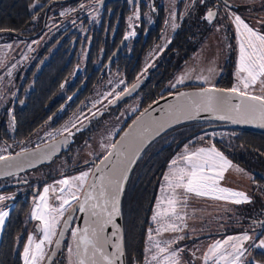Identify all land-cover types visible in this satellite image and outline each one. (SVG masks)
Listing matches in <instances>:
<instances>
[{"label": "rangeland", "instance_id": "374dc122", "mask_svg": "<svg viewBox=\"0 0 264 264\" xmlns=\"http://www.w3.org/2000/svg\"><path fill=\"white\" fill-rule=\"evenodd\" d=\"M221 1H225L226 4L221 2L220 11L217 12L216 19L211 21V23L208 21L206 32L202 33L199 39L196 38L192 41L196 51L191 54L184 64L181 63L178 71L170 75L167 84L163 87L164 91L178 92L192 88L218 87V81L222 75L225 76L224 84L222 85L223 87L218 88L229 89L238 83L236 70L239 61V50L233 23L234 16H240L251 27L264 33V23H261L264 21V0ZM172 18L170 14L169 19ZM44 44L45 37L43 34L39 38H32L31 40L8 35L0 36V123L2 122L1 113L9 107H13L18 102L19 96L26 97L31 90L30 85H26V87L24 85L28 82L29 71L34 67L35 58ZM42 62L43 60L37 64V68L40 67L39 65ZM180 77L184 78V82L177 84L176 81ZM205 78H207L208 83H205ZM174 84L175 87H172ZM119 92L120 90L117 89L94 90L89 102H85L80 106L77 114L71 115L59 128L54 130L49 127L41 128L23 145V147L33 146L63 135L68 130H71L78 121L81 122L80 120L84 119L87 114H92L96 111L93 116L80 124L82 127L81 136L79 135L80 138L75 140V143L71 145L72 147L64 150L62 154L56 155L47 163L8 178L0 184V187L3 185L2 188H10L9 192L1 193L0 195L6 198L11 197V199L0 201V211L9 213L11 207L3 206L4 203L8 200L13 201L21 193L29 203L23 223L28 235L25 244L30 235L35 240L43 238V233L40 230L42 227L40 221L32 217L36 205L42 203L39 200V196L44 195L43 189L45 187L50 189L47 194L48 203L58 206L59 200L57 197L61 195L58 191L61 185L58 182L65 178L71 179L79 176L84 171L90 172L87 167H80L77 172L75 169L80 164L92 162L103 157L115 141L114 138L124 122L137 112V103H129L127 105V103L117 102L115 97L118 96ZM254 94L261 95L264 93L257 86ZM110 101L112 102L110 103ZM65 106L63 105L61 110ZM3 121L7 122V120ZM7 125L9 127V124ZM179 132L176 133L178 134ZM227 135H229L227 132L221 130L202 132L180 144L173 151L155 195L148 231L170 222L167 217L160 218L159 222H154L151 218L156 211L167 207L166 202L161 204V209H157L156 205L158 201H161L167 195V192L161 191V187L165 185L163 177L168 174V166L171 161L184 154L186 149L189 152H193L202 147H213L215 146L213 140L218 139L226 143L229 141ZM174 140L175 137L172 138L171 134L167 137L156 139L148 146L146 152L149 154L157 151ZM9 147V144L6 145L0 141V155L9 153ZM215 148L218 149L216 146ZM221 153L231 162L232 168L226 171L220 186L244 192L250 197L251 202L237 205L227 200L189 196L187 204L183 208L178 207V211L184 219L181 221L173 217L171 220V222L179 226L180 230L176 232L162 231L159 235L155 231L152 233L154 240L159 241L161 247L166 246V242H172L168 245L169 250L177 251L178 255L175 259H178L180 264H185V260L189 261L190 257L195 264H204V254L207 252L208 247L216 241H224L229 237H237L244 233L252 235L256 229H264V223H262L264 222V182L254 180L248 169L233 162L223 152ZM53 189L56 191H53ZM34 191H37V193L34 194ZM167 191L170 192V189ZM8 216L5 218L4 225L8 220ZM1 229L3 228H0V232ZM58 231L59 228H57V235ZM71 232L67 234L63 243L59 244V247L55 244L57 235L53 237L54 243L46 246L47 257L42 264H69L67 248L69 246L73 247ZM259 238H264V234ZM232 243H235V241H230L228 245H225V248L231 251ZM250 244L251 241L245 247H249ZM150 247L151 242L148 240L147 232L143 264H145L146 253L148 260L151 259L152 254L156 253L154 248L151 252H148ZM203 249H206L205 252H203ZM23 250L20 256L21 264H24ZM260 251L264 254V249L249 247V251L242 257V264L252 262L253 264H264V256H262ZM152 264H155V262H152ZM208 264H212V262L209 261Z\"/></svg>", "mask_w": 264, "mask_h": 264}, {"label": "snow or ice", "instance_id": "6c2138e0", "mask_svg": "<svg viewBox=\"0 0 264 264\" xmlns=\"http://www.w3.org/2000/svg\"><path fill=\"white\" fill-rule=\"evenodd\" d=\"M214 16L215 13L209 10L205 19L211 23ZM136 18L139 19V13L136 14ZM233 23L239 50L236 70L238 83L229 89L209 86L196 93H179L178 103L169 106L166 118L153 121V126L144 128L132 142L121 143L119 146L112 144L110 147L113 151H107L93 172L84 171L79 176L60 180L58 183L61 187L58 191L61 195L57 197L58 206L48 203L47 194L50 189L45 187L44 195L39 196L42 203L37 204L32 213L33 219L40 221L42 225L40 230L43 238L35 240L31 235L28 237L23 250L24 264H42L47 257L46 246L54 243L53 237L57 235V228L65 213L73 209L74 202L79 212L88 214V220L85 221L86 227L83 230L73 229L71 232L74 247L67 248L69 264H118L120 262L124 253L119 242L120 229L115 223V217L120 214V194L127 180L129 166L135 162L140 151L139 145L143 144L146 139L145 134L151 133L153 128L158 132L165 125L179 122L181 119H197L202 112L214 114V118L218 120H229L236 124L256 123L264 128V94H254L257 86L264 93V33L251 27L238 15L234 16ZM172 27L175 28L177 25L173 24ZM129 35L134 36L135 32ZM129 35H125L124 39L127 40ZM183 82V77L176 81L177 84ZM205 83H208L207 78ZM172 87H175V84ZM116 98L119 99V96ZM233 98H238L239 103L233 104ZM129 135L130 133H125V136L121 138L122 141ZM17 155L20 156L23 153ZM9 159H15V157L0 156V161ZM168 167L169 172L163 177L165 185L161 187V191L167 192V195L156 205L157 209H161V204L166 202L167 207L156 211L151 219L159 222L160 218L167 217L170 222L154 230L149 229L148 240L151 242V247L148 252L154 248L156 253L151 255L150 260L146 253L145 264H152V262L180 264L179 260L175 259L178 255L177 251L169 250L168 245L172 242H166V246L161 247L160 242L154 240L152 233L155 231L159 235L162 231H179V226L171 220L173 217L181 221L184 219L178 207L183 208L189 196L211 197L237 205L251 202L250 197L244 192L220 186V182L226 171L232 168V164L215 146L202 147L193 152L186 149L185 153L173 159ZM104 169L107 171L105 172ZM96 173L100 175L97 177ZM5 174L12 175L11 172ZM90 175L93 176L91 183L88 182ZM169 189L170 192L167 191ZM53 191L56 190L53 189ZM81 193H83L82 200ZM5 199H11V197L6 198L0 195V201ZM7 216L8 212L0 211V228H3ZM64 223L67 226V221ZM109 225L113 228L111 236L116 238L115 241L105 235ZM59 235L63 236V231H60ZM230 241H235L231 244V251L225 248ZM249 241H251L250 248L264 249V238L254 239L252 235L244 233L210 245L203 256L204 264H208L209 261L212 264H242V257L249 251V247H245ZM55 244L59 247V241H55ZM109 245L114 251H108Z\"/></svg>", "mask_w": 264, "mask_h": 264}, {"label": "flooded vegetation", "instance_id": "af4514ba", "mask_svg": "<svg viewBox=\"0 0 264 264\" xmlns=\"http://www.w3.org/2000/svg\"><path fill=\"white\" fill-rule=\"evenodd\" d=\"M221 2L226 4L221 0H49L43 11L40 29L33 35L35 37L40 32L39 38L43 34L45 44L39 50L34 67L29 71L28 82L24 86L30 85L32 88L43 69H46L48 86L74 90L72 98L84 89L122 90L118 94L120 96L133 86L135 92L143 88H158L168 82H162L167 59L173 55L174 58L183 57L188 41L199 39L200 35L206 32L207 12L211 10L215 13L212 21L215 20ZM172 5L174 6L171 7ZM137 13L139 19L136 18ZM170 14L172 19H169ZM173 24L177 27L173 28ZM131 32H135V35H129ZM125 35H129L127 40L124 39ZM22 37L25 40L29 38ZM118 48V55L109 63ZM189 58L181 63L184 64ZM42 60V64L37 68V64ZM171 65L170 63L169 66ZM89 100L90 98L85 102ZM80 106L76 108L75 114ZM95 112L87 114L72 128L78 127ZM61 137L64 136L60 135L33 146H22L17 153ZM63 149L65 150L64 147ZM11 154L14 153L0 156ZM90 166L91 168H87L91 172L93 165ZM249 172L251 173L250 169ZM5 180H0V184ZM2 187L3 185L0 187V194L10 191V188ZM14 201L15 198L13 201L8 200L3 206H10L11 212ZM2 231L3 229L0 237ZM147 232L148 229L142 245L141 260L136 261L131 251L125 249V256L128 258L126 264H143ZM262 234L264 229H256L252 235L258 239ZM205 250L203 249V252ZM260 253L264 256L262 251ZM185 264L195 262L190 257L189 261L185 260Z\"/></svg>", "mask_w": 264, "mask_h": 264}, {"label": "trees", "instance_id": "16d2710c", "mask_svg": "<svg viewBox=\"0 0 264 264\" xmlns=\"http://www.w3.org/2000/svg\"><path fill=\"white\" fill-rule=\"evenodd\" d=\"M48 2L49 0H0V36L8 35L20 39H25L22 36H29L28 39L38 38L40 32L35 37L33 35L40 29L43 11ZM195 51V46L188 41L183 57L174 58L175 55H173L168 58L166 66L163 68L162 82L165 83L172 73L178 71L181 62L189 58ZM170 63L171 66H169ZM47 77L46 69H43L27 96H19V103L16 102L13 107H9L10 109L1 113L0 141L10 145L9 153H17L39 129L44 127H49L52 130L59 128L75 112L76 108L90 98L94 92L93 89H84L72 98L74 90L49 87ZM224 78L225 76L222 75L218 81V87H223ZM164 85L162 84L158 88L138 89L126 100L121 101L123 104L137 103L138 110L124 122L114 140L141 110L156 99L172 93L164 91ZM63 105L66 106L61 110ZM57 114L59 115L56 116ZM3 120H7V122L5 123ZM214 124L218 123L196 121L175 127L160 137H167L171 134V137H175L173 142L149 154L146 149L138 159L128 179L121 203L125 249L131 251V255L136 258V261L141 260L142 245L149 227L155 195L171 154L180 144L202 133L201 130L204 127ZM81 130L82 127L79 125L62 135L64 137L61 138L66 141L65 150L72 147L75 140L80 138ZM216 130L227 132L229 141L226 144L218 139L213 140L215 146L236 164L242 165L248 171L250 169L254 180L264 182V178L255 174L257 172L264 176V135L236 129ZM63 151L64 149L58 155ZM90 165V162L80 164L75 171H79L80 167L91 168ZM11 177L13 176L0 180ZM22 196L21 193L15 197L14 207L3 226L0 237V264H21V252L28 236L23 223L29 206L27 199Z\"/></svg>", "mask_w": 264, "mask_h": 264}, {"label": "water", "instance_id": "95a60500", "mask_svg": "<svg viewBox=\"0 0 264 264\" xmlns=\"http://www.w3.org/2000/svg\"><path fill=\"white\" fill-rule=\"evenodd\" d=\"M119 48L115 51V53L111 56L109 59V63L118 55ZM218 88V87H216ZM202 88H192L187 90H182L178 92H172L165 96H162L155 101H153L151 104H149L147 107H145L143 110H141L133 119L132 121L122 130V132L118 135V137L115 139V141L112 144H117L118 146L121 143H129L134 140H136V137L143 132L144 128L146 127H152L153 121L160 120L161 118H166V113L169 109L170 105H176L178 103L177 97L179 93H196L200 91ZM223 89V88H219ZM135 92V88H131L129 90L124 91L120 96L119 99H117V102H121L125 99H127L129 96H131ZM116 102V103H117ZM115 103V104H116ZM232 103H239L238 98H233ZM147 110V111H145ZM216 122L218 124L209 125L204 127L201 132L216 130V129H236V130H242V131H249L254 132L258 134L264 135V128L259 127L256 123L251 124H236L232 123L229 120H218L214 118V114H209L206 112H202L199 114V117L197 119H181L179 122L172 123L170 125H165V127L160 128L158 132L153 130L151 133H147L146 139L144 140L143 144H140V151L138 153V156L134 163H132L129 166L128 176L127 180L124 182V189L123 192L120 194V200H119V210L120 214L119 216L115 217V223L119 226V233L118 236L121 237V240L119 241L122 245L123 249V256L120 258V262L118 264H126V256H125V246H124V234H123V221H122V214H121V203L124 195V191L128 182V179L130 177L131 172L133 171L138 159L140 158L141 154L147 149V147L156 139H159L164 133L167 131L178 127L180 125L191 123V122ZM125 133H130L129 137H127L125 140L122 141V137L125 136ZM61 145L59 146V144ZM64 139L59 138L57 140H54L52 142H49L47 144H44L42 146L22 151L19 153H23V155L18 156V153L7 155L8 157H15V159H9L5 161H0V179H3L5 177L14 176L21 174L27 170L33 169L39 165H43L47 163L49 160H52L58 153L63 149L64 147ZM108 151H113L111 147ZM106 155V154H105ZM104 157V156H103ZM101 157L98 161H92L90 162L91 165H93L91 172L94 171L95 166L100 164V161L103 159ZM22 166V169H21ZM103 167V165H101ZM106 172L107 169H104ZM11 172L12 175H6L5 173ZM90 172V173H91ZM258 177L264 178V176L260 173H255ZM100 173H96V176L98 177ZM93 180V176L90 175L88 178V182L91 183ZM36 192H34L35 194ZM83 199V193H81V200ZM88 220V214L87 213H81L78 211V209L75 208V204L73 205V209H70L66 216L64 217L58 231V235L56 238V241H59V244L63 243L64 239L67 236L68 231L72 229H79L83 230L86 227L85 221ZM65 221H67V226H65ZM63 231L64 235L60 236L59 232ZM113 232V228L111 225H109L106 228L105 235L108 236L113 241L116 240L115 237L111 236V233ZM74 247V243H73ZM108 251L112 252L114 249L109 245Z\"/></svg>", "mask_w": 264, "mask_h": 264}]
</instances>
